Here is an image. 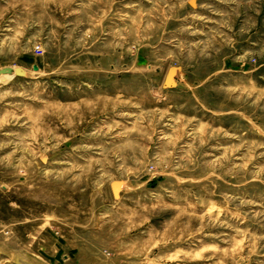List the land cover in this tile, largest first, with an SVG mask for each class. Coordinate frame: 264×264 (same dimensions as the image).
Segmentation results:
<instances>
[{
  "label": "rangeland",
  "instance_id": "374dc122",
  "mask_svg": "<svg viewBox=\"0 0 264 264\" xmlns=\"http://www.w3.org/2000/svg\"><path fill=\"white\" fill-rule=\"evenodd\" d=\"M6 68L0 264H264V0H0Z\"/></svg>",
  "mask_w": 264,
  "mask_h": 264
},
{
  "label": "water",
  "instance_id": "95a60500",
  "mask_svg": "<svg viewBox=\"0 0 264 264\" xmlns=\"http://www.w3.org/2000/svg\"><path fill=\"white\" fill-rule=\"evenodd\" d=\"M34 71L38 70L37 66H33L32 67ZM14 73L16 76H23L24 75V71L21 68H17L14 71L11 68H6L3 70H0V75L1 74H12Z\"/></svg>",
  "mask_w": 264,
  "mask_h": 264
},
{
  "label": "bare ground",
  "instance_id": "6f19581e",
  "mask_svg": "<svg viewBox=\"0 0 264 264\" xmlns=\"http://www.w3.org/2000/svg\"><path fill=\"white\" fill-rule=\"evenodd\" d=\"M12 70L14 71L15 69H12ZM13 75H15V74L14 73H12V74H1L0 75V84L9 80Z\"/></svg>",
  "mask_w": 264,
  "mask_h": 264
}]
</instances>
